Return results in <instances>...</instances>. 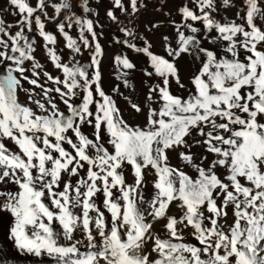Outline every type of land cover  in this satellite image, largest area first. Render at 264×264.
<instances>
[{
    "label": "snow or ice",
    "instance_id": "1",
    "mask_svg": "<svg viewBox=\"0 0 264 264\" xmlns=\"http://www.w3.org/2000/svg\"><path fill=\"white\" fill-rule=\"evenodd\" d=\"M5 4L0 264H264V0Z\"/></svg>",
    "mask_w": 264,
    "mask_h": 264
},
{
    "label": "rangeland",
    "instance_id": "2",
    "mask_svg": "<svg viewBox=\"0 0 264 264\" xmlns=\"http://www.w3.org/2000/svg\"><path fill=\"white\" fill-rule=\"evenodd\" d=\"M106 6H107V0H102V4H101L100 9H99L100 10V23L104 24L105 28L103 29L104 38L101 40V43L104 45L106 53L110 56L111 53L113 52V48L109 47L108 45H109V41L111 40V34L114 33L113 31H115V29L112 28V26H116V25L111 24L110 22H108L106 20V18H105V8H106ZM152 7H153V5L150 4V10L146 14H144L142 16V18H141V21H140L141 30H143V24L147 23L148 21L164 19L163 16H161L159 14H156L153 11H151ZM168 7L174 9L175 3L170 2ZM73 10L74 11L76 10L75 0H73ZM227 14L229 16H232L233 12L229 11ZM108 27H110V29ZM105 30H107V32ZM65 55L67 56L68 53L65 52ZM87 59H88V57L85 54L84 60L87 61ZM133 59L136 60L137 58L135 56H133ZM107 63H106V61L103 62L104 87H105L106 91H110L112 86L114 85L115 81L113 80V77H112L113 69L111 67L110 61H108ZM187 71H188V69L185 68L184 69L185 74L187 73ZM142 81H143L142 74L141 73H137L135 75V77H134V82H135L136 88H137V95L139 96L140 99H143V94L146 92V89L143 87ZM120 106L124 110L125 116L129 117V111H128L126 102L121 100L120 101ZM129 118H130V120H134V121L138 122L137 118L134 117V116L129 117ZM174 163H175V161H174Z\"/></svg>",
    "mask_w": 264,
    "mask_h": 264
},
{
    "label": "bare ground",
    "instance_id": "3",
    "mask_svg": "<svg viewBox=\"0 0 264 264\" xmlns=\"http://www.w3.org/2000/svg\"><path fill=\"white\" fill-rule=\"evenodd\" d=\"M6 6L5 4V0H0V7ZM6 20L8 21H13L14 18L11 15H8L5 17ZM48 28L52 31H55V27L52 24L48 25ZM15 29H13L14 31ZM36 56L38 57V59L42 62L45 63V66L47 67V70L49 72H51L53 75H56V71L52 68L51 64L46 62V58L44 56V53L42 50H38L36 53ZM66 56V55H65ZM104 61H106V63L109 61V59H105ZM108 64V63H107ZM27 86V85H26ZM20 99L22 101H24L26 98L23 96V94H21ZM0 245H4L6 247V249L9 251V255H14V250L11 249V245L8 243V241L6 240V230L3 228L2 225H0Z\"/></svg>",
    "mask_w": 264,
    "mask_h": 264
},
{
    "label": "crops",
    "instance_id": "4",
    "mask_svg": "<svg viewBox=\"0 0 264 264\" xmlns=\"http://www.w3.org/2000/svg\"><path fill=\"white\" fill-rule=\"evenodd\" d=\"M108 28L110 29V27H108ZM112 28H114L116 31V26H112ZM105 31L107 32V30H105ZM115 31H113V32H115Z\"/></svg>",
    "mask_w": 264,
    "mask_h": 264
}]
</instances>
